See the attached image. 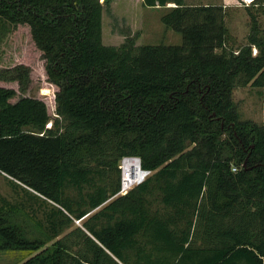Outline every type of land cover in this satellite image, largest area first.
Returning <instances> with one entry per match:
<instances>
[{
  "label": "trees",
  "instance_id": "trees-1",
  "mask_svg": "<svg viewBox=\"0 0 264 264\" xmlns=\"http://www.w3.org/2000/svg\"><path fill=\"white\" fill-rule=\"evenodd\" d=\"M110 3L0 0V39L27 29L55 89L51 115L24 96L29 66L0 69L18 87L0 85V174L49 205L52 240L29 241L0 209V249L36 253L21 264H264V124L233 101L264 84L256 15L246 8L250 33L234 47L220 6L142 0L181 44L135 46L136 34L113 47ZM251 6L264 14V0ZM124 157L151 175L119 194Z\"/></svg>",
  "mask_w": 264,
  "mask_h": 264
},
{
  "label": "rangeland",
  "instance_id": "rangeland-1",
  "mask_svg": "<svg viewBox=\"0 0 264 264\" xmlns=\"http://www.w3.org/2000/svg\"><path fill=\"white\" fill-rule=\"evenodd\" d=\"M100 1L103 3L105 0ZM135 1L111 0L109 6L111 15L103 11L102 43L105 46L118 47L124 43L127 37L131 38L136 34L138 37L135 39V46H177L181 44V36L165 29L160 22L165 10L144 8L135 4ZM185 4L220 6L224 11V23L233 38L232 45L234 47L244 45L250 33V17L246 10L247 7L250 8L251 13L256 15L259 29L264 32V14L261 13L260 8L248 5L244 0H185ZM126 9L129 10V15L124 12ZM1 34L0 31V36ZM256 52L253 49V55ZM18 64L31 68V85L24 96L43 100L52 115V93L55 89L45 81L44 64L40 53L32 44L28 30L24 28L0 39V69L12 68ZM0 85L16 91L18 89L17 84L0 83ZM20 96L23 95L18 93L17 98ZM233 101L237 106L241 120L251 121L257 125L264 124V84L261 88L250 85L236 88L233 91ZM49 127L50 125H47V128ZM94 166V163L90 165L91 168ZM117 168L119 170V163ZM118 175L120 179V170L118 174L114 171L115 180ZM16 184H13L5 175L0 174V209H4L3 212L7 211V214L13 219L14 225L22 230L23 236L30 238L29 241H40L44 248L49 247L52 243L49 232L51 230L47 227L49 205L44 204L42 199L35 197L31 191ZM88 191L85 189L83 194ZM66 194L71 198L78 197L76 191L72 189L67 190ZM51 209L54 211L53 206L50 205ZM84 221L74 220L67 232L81 227ZM65 234L62 236L64 237ZM79 248L82 246L80 245ZM71 251L74 253L75 250ZM35 254V252L0 249V264H21Z\"/></svg>",
  "mask_w": 264,
  "mask_h": 264
},
{
  "label": "built area",
  "instance_id": "built-area-1",
  "mask_svg": "<svg viewBox=\"0 0 264 264\" xmlns=\"http://www.w3.org/2000/svg\"><path fill=\"white\" fill-rule=\"evenodd\" d=\"M251 5L253 0H244ZM120 170V190L119 194H123L136 186L143 183L150 175V171L142 170L140 160L135 157H124L119 162ZM233 173L237 171L235 167L231 169Z\"/></svg>",
  "mask_w": 264,
  "mask_h": 264
},
{
  "label": "crops",
  "instance_id": "crops-1",
  "mask_svg": "<svg viewBox=\"0 0 264 264\" xmlns=\"http://www.w3.org/2000/svg\"><path fill=\"white\" fill-rule=\"evenodd\" d=\"M135 4H139V6H142V0H136ZM168 7H173V5H168ZM126 13H128V15L130 14L129 10L126 9V11H124Z\"/></svg>",
  "mask_w": 264,
  "mask_h": 264
},
{
  "label": "water",
  "instance_id": "water-1",
  "mask_svg": "<svg viewBox=\"0 0 264 264\" xmlns=\"http://www.w3.org/2000/svg\"><path fill=\"white\" fill-rule=\"evenodd\" d=\"M106 1H107V0H105L104 2H106ZM221 125H222V123H221ZM245 163H246V162H244L243 166H245Z\"/></svg>",
  "mask_w": 264,
  "mask_h": 264
}]
</instances>
